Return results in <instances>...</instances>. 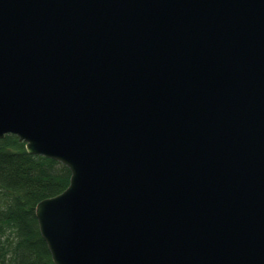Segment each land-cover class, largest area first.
Here are the masks:
<instances>
[{"label": "water", "instance_id": "water-1", "mask_svg": "<svg viewBox=\"0 0 264 264\" xmlns=\"http://www.w3.org/2000/svg\"><path fill=\"white\" fill-rule=\"evenodd\" d=\"M6 135L54 264H264V0H0Z\"/></svg>", "mask_w": 264, "mask_h": 264}, {"label": "trees", "instance_id": "trees-1", "mask_svg": "<svg viewBox=\"0 0 264 264\" xmlns=\"http://www.w3.org/2000/svg\"><path fill=\"white\" fill-rule=\"evenodd\" d=\"M69 178L60 162L27 154L17 137L0 139V264H54L34 208L62 193Z\"/></svg>", "mask_w": 264, "mask_h": 264}]
</instances>
